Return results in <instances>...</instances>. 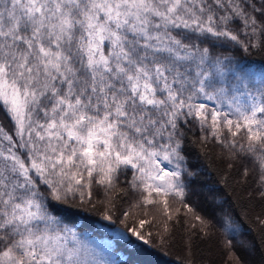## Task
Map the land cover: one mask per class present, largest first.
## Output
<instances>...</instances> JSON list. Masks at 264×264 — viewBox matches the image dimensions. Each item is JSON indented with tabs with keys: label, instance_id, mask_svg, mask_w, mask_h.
Returning a JSON list of instances; mask_svg holds the SVG:
<instances>
[{
	"label": "snow or ice",
	"instance_id": "snow-or-ice-1",
	"mask_svg": "<svg viewBox=\"0 0 264 264\" xmlns=\"http://www.w3.org/2000/svg\"><path fill=\"white\" fill-rule=\"evenodd\" d=\"M251 49L264 51V0H0V264H124L61 206L164 248L174 197L209 235L185 203L189 125L229 167L251 164L264 200V74L233 54Z\"/></svg>",
	"mask_w": 264,
	"mask_h": 264
},
{
	"label": "trees",
	"instance_id": "trees-1",
	"mask_svg": "<svg viewBox=\"0 0 264 264\" xmlns=\"http://www.w3.org/2000/svg\"><path fill=\"white\" fill-rule=\"evenodd\" d=\"M233 54L243 58L244 64L257 78L264 74V51L240 50ZM0 122L7 123L2 113ZM200 137L198 128L192 125L185 128L183 154L186 158L185 166L192 173L186 178L189 195L185 203L193 207L197 214L212 221L213 227L209 229V235L204 236L192 227L198 222L192 219L191 214H186V210L174 197H169L170 207L173 211L178 207L181 210L169 222V243L164 248L155 243L144 244L130 234H127L129 241L120 240L115 237V231L121 227L119 220L116 223L104 220L96 212L61 206V214L78 232L85 233L93 240H112L113 247L124 264H234V259H239L240 264H264V227L258 223V218H264V200L256 192L255 174L248 177L243 175L244 166L252 165L245 161L243 165L236 163L229 167L221 156V145L212 140L206 145L202 144ZM166 166L172 170V165ZM130 178V172L127 176H121V186L127 187L125 181ZM93 193L96 199H102V186L94 185ZM134 199L132 195L122 196L120 211L127 210ZM140 211L133 209L137 214ZM150 211L159 217L155 208ZM225 219L235 227H226L221 222ZM145 231L155 229L146 225ZM189 238L190 254L186 247ZM226 240H231L232 245H226Z\"/></svg>",
	"mask_w": 264,
	"mask_h": 264
}]
</instances>
